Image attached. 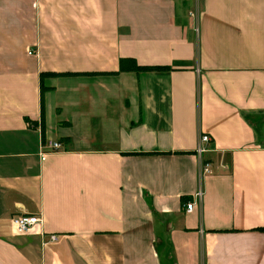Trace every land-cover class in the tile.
Segmentation results:
<instances>
[{
  "label": "crops",
  "instance_id": "0c3cea01",
  "mask_svg": "<svg viewBox=\"0 0 264 264\" xmlns=\"http://www.w3.org/2000/svg\"><path fill=\"white\" fill-rule=\"evenodd\" d=\"M0 264H264V0H0Z\"/></svg>",
  "mask_w": 264,
  "mask_h": 264
},
{
  "label": "built area",
  "instance_id": "2783aa9c",
  "mask_svg": "<svg viewBox=\"0 0 264 264\" xmlns=\"http://www.w3.org/2000/svg\"><path fill=\"white\" fill-rule=\"evenodd\" d=\"M32 54V51H29ZM201 142L204 145L212 143V137L209 134H203L201 136ZM48 147L51 150L57 151L63 148V144L60 141H50ZM205 148L200 147L199 151L204 152ZM200 194H197L199 196ZM195 202L189 201L186 203V209L188 212H191L194 208ZM42 223L41 215H32V214H15L11 217V224L14 232L19 235L30 233L34 230L37 225ZM52 240H57L56 235L51 236Z\"/></svg>",
  "mask_w": 264,
  "mask_h": 264
},
{
  "label": "trees",
  "instance_id": "16d2710c",
  "mask_svg": "<svg viewBox=\"0 0 264 264\" xmlns=\"http://www.w3.org/2000/svg\"><path fill=\"white\" fill-rule=\"evenodd\" d=\"M158 69H164L169 70L171 69L169 66H140L137 64L136 60L134 58H122L120 61V70L121 71H151V70H158ZM46 74H41V79L44 78ZM49 75V74H48ZM55 75V73L50 74ZM42 92H44V86L42 83ZM44 106H43V100H42V123H44Z\"/></svg>",
  "mask_w": 264,
  "mask_h": 264
}]
</instances>
